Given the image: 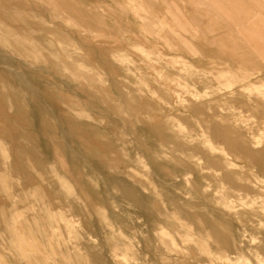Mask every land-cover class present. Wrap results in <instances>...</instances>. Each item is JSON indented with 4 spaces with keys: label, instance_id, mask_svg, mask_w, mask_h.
Segmentation results:
<instances>
[{
    "label": "rangeland",
    "instance_id": "374dc122",
    "mask_svg": "<svg viewBox=\"0 0 264 264\" xmlns=\"http://www.w3.org/2000/svg\"><path fill=\"white\" fill-rule=\"evenodd\" d=\"M0 64V264H264V0H0Z\"/></svg>",
    "mask_w": 264,
    "mask_h": 264
},
{
    "label": "bare ground",
    "instance_id": "6f19581e",
    "mask_svg": "<svg viewBox=\"0 0 264 264\" xmlns=\"http://www.w3.org/2000/svg\"><path fill=\"white\" fill-rule=\"evenodd\" d=\"M70 6V5H69ZM78 10V9H77ZM79 11V10H78ZM20 15V14H19ZM42 16V15H41ZM29 17H30V15H29ZM31 18H33L32 16H31ZM30 19V18H29ZM43 19H44V17H43ZM48 19V18H47ZM34 26V25H33ZM32 28V27H31ZM34 28V27H33ZM40 29H43V28H40ZM42 33V32H41ZM255 37V36H254ZM45 38V37H44ZM51 40V39H50ZM212 41V40H211ZM213 42V41H212ZM217 43V42H216ZM263 44V43H262ZM261 44V45H262ZM213 45H214V43H213ZM217 45V44H216ZM218 45H220V44H218ZM217 45V46H218ZM8 46V45H7ZM223 48V47H222ZM5 54H6V52H5ZM68 57V56H67ZM2 61V60H1ZM74 63V62H73ZM0 65H2V64H0ZM9 67V66H8ZM7 67V68H8ZM6 68V69H7ZM11 68V67H10ZM8 70H9V68H8ZM13 70V69H12ZM45 71V70H44ZM4 73V76H8V75H10L12 78H13V80L17 83V84H19V85H23L24 83H28L27 82V77L22 73V74H17V73H15V72H13V71H11V70H9V71H5V72H3ZM92 75V74H91ZM94 76V75H93ZM3 77V76H2ZM193 77H195V76H193ZM197 78V77H196ZM202 80V79H201ZM36 81H38V80H36ZM10 84V83H9ZM26 86V88L29 86H27V84L25 85ZM32 87V86H31ZM2 88V87H1ZM30 87H28V89H29ZM33 88H35L34 86H33ZM31 89V88H30ZM31 91H32V89H31ZM35 91H37L38 92V90H35ZM35 91H34V93H35ZM36 92V93H37ZM35 93V94H36ZM38 94H39V92H38ZM24 96V95H23ZM39 96V95H38ZM37 97V96H36ZM4 98V97H3ZM42 98V97H41ZM39 100H40V98H38ZM29 100V99H28ZM258 101H264V95L261 97V99H258ZM11 103V102H10ZM50 104V103H49ZM44 105H46L47 107H49L46 103L44 104ZM6 106V105H5ZM9 107V106H8ZM11 107V106H10ZM209 108L211 109V108H213V106H209ZM196 109H198V108H196ZM209 109V110H210ZM2 110V109H1ZM2 112H3V110H2ZM127 112V111H126ZM212 115V114H211ZM40 116V115H39ZM9 121V119L8 118H6V121ZM207 122H209V124L210 125H212V127H215V125H216V123H215V120H214V116H209V118H207V120H206ZM232 121H233V123L232 124H237V122H240V121H242L241 119H238V118H233L232 119ZM169 122H171V121H169ZM1 123V122H0ZM165 124V123H164ZM170 124H172V123H170ZM231 124V123H230ZM162 125V124H161ZM166 125V124H165ZM165 125H163V127L165 126ZM232 126V125H231ZM80 127V126H79ZM161 127V126H160ZM168 127V126H167ZM166 127V128H167ZM234 127V126H233ZM165 128V129H166ZM236 128V127H235ZM81 130V129H80ZM64 131V130H63ZM76 131V130H75ZM74 131V132H75ZM5 133H3V136H2V142L3 141H5V140H8V141H18L19 142V139L21 138V140L22 139H25V140H27V141H29L30 142V144H29V146L31 147V150L34 152H37V150H38V146L37 145H35L32 141H31V138L25 133V132H18L19 134H14L13 133V131H4ZM240 133H242V131L240 132ZM244 134V133H243ZM69 135V134H68ZM180 135V134H179ZM31 136V135H30ZM260 138V137H259ZM73 139V138H72ZM74 140V139H73ZM248 140V139H247ZM7 141V142H8ZM260 141H261V139H260ZM260 141L256 138V140L254 139V140H252V143L254 144V145H257V144H259L260 143ZM22 142V141H21ZM10 143V142H9ZM1 144V143H0ZM246 144V143H245ZM1 145H3V143L1 144ZM17 145H19V143L17 144ZM10 146V145H9ZM260 146V145H259ZM22 147V146H21ZM255 147V146H254ZM26 148V147H25ZM247 148V147H246ZM250 148V147H249ZM20 149V148H19ZM1 150V149H0ZM14 150H15V148H14ZM20 150H22L23 151V149H20ZM250 150V149H249ZM28 152V151H27ZM17 153L19 154V151H17ZM31 154V153H30ZM42 154V153H41ZM224 155V154H223ZM243 155H245V156H248L249 158L251 157V158H253V159H257L258 157H262V156H264V154L263 155H260L259 156V154L258 155H254L253 153H248V152H246V153H244ZM212 156V155H211ZM211 156H209V155H206V158L207 159H209V160H211ZM9 158V157H8ZM27 158V157H26ZM38 159H40V158H38ZM27 160V159H26ZM35 160V159H34ZM15 161V160H14ZM37 162V165L39 166V167H41L42 166V162H41V160H36ZM75 161V160H74ZM25 162V161H24ZM29 162V164H30V161H28ZM110 162V161H109ZM208 163H210L211 162V164H214L215 162H213V161H207ZM32 163V162H31ZM85 163V162H84ZM27 164V163H26ZM25 164V165H26ZM33 165V164H32ZM32 165H31V167H32ZM90 165V164H89ZM264 165V164H263ZM262 165V163H261V167L264 169V166ZM93 167H90V168H93L94 170H96L98 167H99V165H97V164H93L92 165ZM135 166V165H134ZM15 167H16V169L18 170V171H22V172H26L27 170H26V167L24 166V164L22 163V162H19L17 165H15ZM31 167H29L30 169H31ZM36 167V166H35ZM130 168H131V170H133V168H132V166H129ZM7 168V167H6ZM8 169V168H7ZM33 169V168H32ZM104 169H107V170H109L110 172H112V171H115V170H121V169H123L122 167H119V166H115V165H108V166H106V168H104ZM201 169V168H200ZM3 170V169H2ZM194 170H196V168L194 169ZM36 171H38V170H36ZM21 172V173H22ZM35 171H33L32 172V174L34 173ZM191 172H193V171H191ZM28 173V172H27ZM49 173V172H48ZM231 173V172H230ZM4 174H6V173H4ZM3 174V175H4ZM11 174V173H10ZM28 174H30V173H28ZM213 174V173H212ZM18 175V174H17ZM22 175H23V173H22ZM31 175V174H30ZM29 175V176H30ZM1 176V175H0ZM28 176V175H27ZM34 176V175H33ZM54 177V176H53ZM8 178V177H7ZM28 178V177H27ZM39 178H42V176H41V174H40V177ZM242 178V177H241ZM247 178V177H246ZM0 179H1V177H0ZM3 179V178H2ZM51 179V178H50ZM36 180V179H35ZM248 180V179H247ZM1 181V180H0ZM5 181V180H4ZM43 182L45 181V180H42ZM7 182H5V184H6ZM40 183V182H39ZM46 183V182H45ZM59 183V182H58ZM253 183H256L257 184V181H254ZM44 184V183H43ZM32 185V184H31ZM42 185V184H41ZM2 186H3V184H2ZM1 186V187H2ZM29 186V185H28ZM39 186V185H38ZM7 187V186H6ZM40 187V186H39ZM43 187V186H42ZM5 188V187H4ZM3 188V189H4ZM53 188V187H52ZM232 188V187H231ZM30 189V188H29ZM8 190V189H7ZM56 190V189H55ZM58 190V189H57ZM239 190H241V189H239ZM1 191V190H0ZM21 191V190H20ZM24 191V190H23ZM27 191V190H26ZM51 191V190H50ZM242 191V190H241ZM249 192H260V191H258V189L256 190L253 186H252V188L250 189V190H248ZM34 192V191H33ZM58 192V191H57ZM55 193V192H54ZM34 194V193H33ZM37 194V193H36ZM49 194V193H48ZM52 194H53V192H52ZM43 195H44V193H43ZM47 195V194H46ZM48 196V195H47ZM66 198V197H65ZM39 199H41V198H39ZM53 199V198H52ZM57 199V198H56ZM54 200V199H53ZM52 200V201H53ZM42 201V200H41ZM56 201V200H55ZM70 201V200H69ZM39 202V201H38ZM43 203V202H42ZM52 204V203H51ZM70 204H71V202H70ZM41 205V204H40ZM42 206H43V204H42ZM42 206L41 207H39V208H42ZM46 207V206H45ZM76 207V206H75ZM262 207V206H261ZM4 208V207H3ZM65 208H68V207H65ZM46 209V208H45ZM45 209H43V210H45ZM51 209V208H50ZM58 210H61V209H58ZM75 210V209H74ZM52 211V210H51ZM55 211V210H54ZM63 211V210H62ZM254 212L253 213H255L256 214V212H257V210L256 209H254L253 210ZM57 212V211H56ZM5 213V212H4ZM43 213V212H42ZM75 213H77V212H75ZM57 214V213H56ZM74 214V213H73ZM255 214H254V216H255ZM13 215V214H12ZM61 215V214H60ZM7 216H8V214H7ZM17 216H19V215H17ZM47 216V215H46ZM65 216V215H64ZM13 217H14V215H13ZM4 218V217H3ZM10 217H8V219H9ZM47 218V217H46ZM49 218H50V216H49ZM70 218V217H69ZM12 218H10V220H11ZM52 219V218H51ZM191 219L192 220H194V221H196V222H199L200 220H199V217L197 216V215H192V213H191ZM207 219V218H206ZM3 220V219H2ZM5 220V219H4ZM3 220V221H4ZM13 220V219H12ZM16 220V219H15ZM47 220H49L48 218H47ZM62 220V219H61ZM244 220L246 221V222H248V223H251V222H254V221H257V219H253V218H244ZM260 220V219H259ZM21 221V220H20ZM50 221V220H49ZM9 222H12V221H9ZM51 222V221H50ZM64 221H62V223H63ZM14 223H16V222H14ZM4 224H6V223H4ZM39 224H40V221H39ZM43 224V223H42ZM45 224V223H44ZM52 224V223H51ZM25 225V224H24ZM50 225V224H49ZM5 226V225H4ZM22 226V225H21ZM47 227V226H46ZM5 227H3V229H4ZM17 228H19L18 226H17ZM51 228V227H50ZM11 229H13V227H11ZM11 229H10V231H11ZM25 229V228H24ZM24 229H22V231H21V233L23 232V230ZM44 229V228H43ZM49 229V228H48ZM21 230V229H20ZM20 230H19V233H20ZM37 230V229H36ZM42 230V229H41ZM206 230V233H207V230L208 229H205ZM51 230L49 229V232H50ZM197 231H199V230H197ZM209 231V230H208ZM17 232V231H16ZM24 232H25V230H24ZM44 232V231H43ZM199 232H201V231H199ZM12 233V232H11ZM20 233V234H21ZM39 233H41L40 231H39ZM38 233V234H39ZM48 233V232H47ZM23 234V233H22ZM28 234V233H27ZM54 234V233H53ZM203 234V233H202ZM209 234H210V232H209ZM40 235V234H39ZM42 235H45L46 236V234H42ZM42 235H40V236H42ZM47 235H49V233L47 234ZM50 237H51V235H49ZM208 236V235H207ZM210 236V235H209ZM17 238V237H16ZM26 238V237H25ZM25 238H24V240L23 241H21V242H24L25 241ZM18 239V238H17ZM9 242H11V241H9ZM16 242V241H15ZM89 242H90V240H89ZM252 242V241H251ZM25 243V242H24ZM19 244V243H18ZM17 244V245H18ZM242 244V243H241ZM12 245V244H11ZM14 245V244H13ZM12 245V249H15L14 248V246ZM90 245H92V244H90ZM89 245V246H90ZM93 246V245H92ZM91 246V248H94V247H92ZM16 248H18V246H15ZM40 247V246H39ZM21 248V247H20ZM23 248V247H22ZM37 248V247H36ZM88 248V247H87ZM22 250V249H21ZM25 250V249H24ZM89 251H90V249H89ZM222 251H224V250H222ZM63 252V251H62ZM87 252V251H86ZM225 252V251H224ZM16 253V252H15ZM21 253V252H20ZM17 254V253H16ZM23 254V253H22ZM36 254V253H35ZM72 255V254H71ZM259 255V254H258ZM21 256V255H20ZM66 256V255H65ZM89 256V255H88ZM17 257H19L18 256V254H17ZM36 257H37V255H36ZM67 260V259H66ZM72 262L74 263V260H72ZM92 262H94V261H92ZM83 262H81V264H82ZM88 263V262H87ZM84 264V263H83Z\"/></svg>",
    "mask_w": 264,
    "mask_h": 264
}]
</instances>
